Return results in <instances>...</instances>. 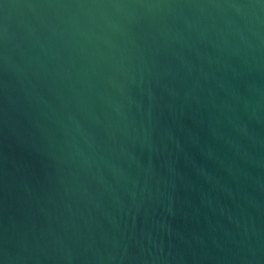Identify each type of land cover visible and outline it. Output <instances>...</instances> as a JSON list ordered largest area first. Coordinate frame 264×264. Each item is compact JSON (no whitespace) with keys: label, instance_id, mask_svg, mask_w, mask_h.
Instances as JSON below:
<instances>
[{"label":"water","instance_id":"water-1","mask_svg":"<svg viewBox=\"0 0 264 264\" xmlns=\"http://www.w3.org/2000/svg\"><path fill=\"white\" fill-rule=\"evenodd\" d=\"M0 264H264V0H0Z\"/></svg>","mask_w":264,"mask_h":264}]
</instances>
